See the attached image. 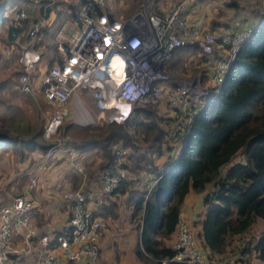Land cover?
<instances>
[{
    "label": "built area",
    "instance_id": "1",
    "mask_svg": "<svg viewBox=\"0 0 264 264\" xmlns=\"http://www.w3.org/2000/svg\"><path fill=\"white\" fill-rule=\"evenodd\" d=\"M157 2L147 0L142 8L120 19L110 0H85L74 10L44 12L17 35L14 46L19 49L23 68L20 90L32 94L38 88L51 104L53 112L47 118L44 136L58 142L37 162L26 190L0 207V264H15L13 254L19 251L16 246L19 240L28 251L37 250V264H80L85 258L93 262L99 258L106 221L91 206L93 194L83 184L79 188L69 184L56 203L57 207H70V223L64 233L38 234L32 224L37 212L35 189L40 174L57 153L68 151L74 171L84 179L88 176L82 152L58 137L70 114V104L74 107L73 122L126 123L131 131L142 120L136 112L138 106L162 102L177 106L180 111L172 119L179 133L172 151L174 162L185 148L196 114L219 93L242 45L264 22V9L258 24L237 19L217 43L205 12L200 9L201 0H175L165 9L155 8ZM27 16L25 9L15 14L17 20ZM185 45H194L199 54L208 56L213 55L216 45L219 47L222 54L208 71L215 90L202 82V72L193 78L173 77L167 72L175 50ZM13 52L11 49L8 54L12 56ZM45 60L47 64L43 66ZM205 96L208 98L203 99ZM127 151L128 148H118L116 169L102 175L104 200L112 196L128 175L122 165ZM168 168L161 174H151L149 192ZM172 247L174 257L164 259L163 264L169 261L211 264V252L198 246L189 221L182 216ZM58 248L62 251L58 252Z\"/></svg>",
    "mask_w": 264,
    "mask_h": 264
},
{
    "label": "trees",
    "instance_id": "2",
    "mask_svg": "<svg viewBox=\"0 0 264 264\" xmlns=\"http://www.w3.org/2000/svg\"><path fill=\"white\" fill-rule=\"evenodd\" d=\"M81 1L85 0H0V28L6 33L0 31V40L16 45L17 35L44 12L75 9ZM227 4L240 6L235 1ZM22 9L28 16L17 20L15 14ZM262 17L261 8L257 15L244 19L258 24ZM234 22L228 30L214 32L217 43ZM196 52L194 45L178 47L167 72L173 77L181 76L186 71L185 55ZM221 54L217 45L212 56L200 54L197 63L205 66L198 67L204 84L213 61ZM15 59L19 71L0 81V162L7 148L19 153L21 163L15 182L19 186L22 181L28 184L36 153H45L58 141L44 136L47 119L25 124L24 115L18 114L22 110L20 102L3 97L5 89L22 93L19 77L23 68L18 55ZM161 104L138 106L136 112L142 120L133 131L126 123L117 122L82 125L65 120L60 127L59 137L67 146L83 151V159L90 151L100 156V179L103 173L116 169L117 149L128 148L122 158L128 175L111 197L100 202L98 213L104 218L115 215L127 195L126 200L133 203V219L139 223L137 255L150 263L163 264L164 259L175 255L168 240H173L182 207L194 190L203 193V207L192 214L189 223L198 246L211 252L210 263L226 264L238 255V264H254V259L264 264V228L254 232L258 223H264V22L242 45L219 93L196 114L185 148L174 162L172 151L179 133L172 119L180 110L173 106V111L162 112ZM84 165L86 168L87 163ZM166 167L168 170L149 192L151 174H161ZM70 169L75 182L83 178ZM13 197L0 202V207ZM66 230L63 228L56 236Z\"/></svg>",
    "mask_w": 264,
    "mask_h": 264
},
{
    "label": "crops",
    "instance_id": "3",
    "mask_svg": "<svg viewBox=\"0 0 264 264\" xmlns=\"http://www.w3.org/2000/svg\"><path fill=\"white\" fill-rule=\"evenodd\" d=\"M163 1L165 0H158L160 3L158 7L159 9H165L170 4L169 2L166 7L161 8ZM208 1L209 0H203L201 2L202 4L200 9L205 12L207 24L209 26L207 12L213 6V1ZM165 2H167V0ZM232 8L233 6L229 5V9L227 10L230 11ZM248 14L249 16L247 15V17L251 18L254 15L253 12ZM199 60L200 59L198 58L197 62ZM92 152L93 151L86 152L85 162L87 164L94 160V156H92L93 158H89V156H91L90 154L94 155ZM43 154L36 153L35 161L33 162L34 170L35 165L42 158ZM69 160L70 153L66 150H62L57 153L54 161H52L40 174L39 183L35 189V195L37 197V212L32 218V224L35 226L38 234L56 236V234L62 231L63 228H67L69 226L71 216L70 207L68 205L62 207L56 206V202L60 199L63 190L67 188L69 184L73 186V183L75 182L72 178L74 175H71L70 168L72 167ZM83 179L84 177L80 179V181L75 182V184L77 186L83 184L85 189L93 194L91 206L98 213L100 202L105 201L102 198L103 190L99 174L91 173L85 177L84 181ZM127 198V195H124V202L115 215L105 218L106 225L108 224L110 226V230H108V234L107 229H104L102 232V236L100 238V255L98 260L93 262L85 258L80 264H154L137 255L136 248L140 241L139 223L133 219V203L128 202L126 200ZM54 199H56L55 202ZM192 207H194L193 212L195 209L197 210L202 208V199L198 200L196 203L194 202ZM186 209L188 210L190 208L186 207ZM57 211H60L61 213L59 216H53L54 221H52L51 216L53 214L50 212L55 213ZM41 213H43V217H41ZM38 215L41 218L39 217L40 220L37 224ZM181 216L184 217L183 215ZM189 218L191 219V216ZM103 236L105 237L103 238ZM34 239L36 242V237ZM168 243L170 245L172 243V239H169ZM16 246L19 251L14 255L15 264H37L38 253L36 249L28 251L26 244L22 240H19ZM57 251L60 252L62 250L61 248H58Z\"/></svg>",
    "mask_w": 264,
    "mask_h": 264
},
{
    "label": "rangeland",
    "instance_id": "4",
    "mask_svg": "<svg viewBox=\"0 0 264 264\" xmlns=\"http://www.w3.org/2000/svg\"><path fill=\"white\" fill-rule=\"evenodd\" d=\"M147 0H110V6L114 10V13L119 16L120 19H123L127 15L135 12L136 10L142 8L146 4ZM166 1V0H165ZM163 1L162 2V7H166L169 2L175 1V0H167V2ZM213 1V6L208 10L207 12V17H208V22H209V27L217 34L221 33V31H226L228 30V25H230L233 21H236L237 19H243L244 17L249 16L248 13L253 12L254 15H257L259 13V10L262 8L264 9V0H212ZM229 1H235L236 3H239L242 8L238 7L235 8L233 7L230 11L227 10L229 9V5L227 4ZM159 2L157 5L155 4L154 7L158 9L159 7ZM12 7V2L9 1L8 4V9ZM62 7V5L60 6ZM74 10V9H73ZM217 29V30H216ZM219 29V30H218ZM1 32H4V29L0 28ZM2 35L6 34L4 32L1 33ZM12 45H6L4 41L0 40V81L7 78L8 76H11V74L15 73V71H19L20 66L15 63V58L18 55L19 49L17 47ZM13 49L12 56L8 54V51ZM8 57H10L12 60L11 62L8 60ZM174 58V57H173ZM200 59V54L198 52L196 53H191L190 55H185L184 61H183V66L186 67V71L181 75H189L190 77H194L197 73L201 72L199 71L198 67H205L204 64L201 66H198L197 59ZM14 60V61H13ZM49 62V60H48ZM47 64V61L45 60V63H43V66ZM38 74V73H37ZM19 75H17V78L15 77V80H18ZM202 80V79H201ZM203 82V80H202ZM205 84L211 85L212 89H216V85H213V82L210 78H206L204 81ZM39 89L37 88L34 93L32 94H24L17 92L15 90H9L5 89L3 90V97L6 96L8 97L11 101H19L22 110L18 113L20 116L22 114L24 115L25 119V124L28 122H35V121H40L41 119L46 120L53 112V108L51 107V104L48 103V101L45 99L44 95L38 91ZM208 98V96H205L203 99ZM163 104L160 105L161 111L164 112V110L173 111L171 108H173L172 105H170L167 102H162ZM167 103V104H166ZM172 106V107H171ZM3 107V105H1ZM0 109H3L1 108ZM73 114H74V107L72 104H70V114L67 116L66 120L72 121L73 122ZM59 137V135H58ZM93 153V152H92ZM1 156V162H0V202H5L11 197H13L15 194L22 192L24 190L25 182L22 181V185L16 186L15 182L16 177L19 172V167H20V158H19V153L18 152H13L11 151V148H7L2 152ZM89 158L94 156L93 154H90ZM88 158V159H89ZM93 158V157H92ZM94 160L86 165L87 173L88 174H95L97 173V170L99 169V165L102 163L100 156L95 155ZM84 163L85 159H83ZM84 181V179H83ZM82 181V182H83ZM81 185H75L73 183V187L79 188ZM203 193H198L194 190L190 192L188 195L183 207H182V214L186 219L188 220L192 214H194L195 211L193 212L194 207L193 204L194 202H198V200H201L203 197ZM56 199H54V202ZM57 203V202H56ZM186 207L190 209H186ZM47 213V212H46ZM53 215L52 221H54L53 216H59L61 213L60 211H57L55 213L50 212ZM41 213V217H43ZM49 216V215H47ZM40 216L38 215L37 219V224L38 221L40 220ZM36 224V226H37ZM109 225L107 224L105 229H107V234L109 233ZM264 228V223H258L254 227V232L258 233L260 230ZM197 229V228H196ZM105 236H103L104 238ZM236 257L238 258V255L234 256V258L230 259L226 264H238V262L235 260ZM254 264H259L256 259H254Z\"/></svg>",
    "mask_w": 264,
    "mask_h": 264
}]
</instances>
